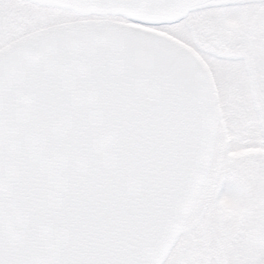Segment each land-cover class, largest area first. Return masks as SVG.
<instances>
[{
    "label": "snow or ice",
    "instance_id": "snow-or-ice-1",
    "mask_svg": "<svg viewBox=\"0 0 264 264\" xmlns=\"http://www.w3.org/2000/svg\"><path fill=\"white\" fill-rule=\"evenodd\" d=\"M0 264H264V0H0Z\"/></svg>",
    "mask_w": 264,
    "mask_h": 264
},
{
    "label": "clouds",
    "instance_id": "clouds-1",
    "mask_svg": "<svg viewBox=\"0 0 264 264\" xmlns=\"http://www.w3.org/2000/svg\"><path fill=\"white\" fill-rule=\"evenodd\" d=\"M218 209L222 214L225 215L234 214L236 211L234 204L227 198L219 202Z\"/></svg>",
    "mask_w": 264,
    "mask_h": 264
}]
</instances>
